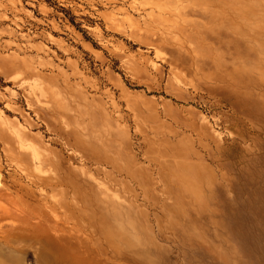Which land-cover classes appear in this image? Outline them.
Masks as SVG:
<instances>
[{
    "label": "rangeland",
    "instance_id": "1",
    "mask_svg": "<svg viewBox=\"0 0 264 264\" xmlns=\"http://www.w3.org/2000/svg\"><path fill=\"white\" fill-rule=\"evenodd\" d=\"M2 241L264 264V0H0Z\"/></svg>",
    "mask_w": 264,
    "mask_h": 264
},
{
    "label": "bare ground",
    "instance_id": "2",
    "mask_svg": "<svg viewBox=\"0 0 264 264\" xmlns=\"http://www.w3.org/2000/svg\"><path fill=\"white\" fill-rule=\"evenodd\" d=\"M30 250L33 253L35 263L50 264L51 257L53 256L49 250L41 251L33 247H30ZM26 251L27 249L25 247L11 246L7 241H2L0 242V261L9 264H27L25 263ZM41 254H43V257H41ZM41 258L45 259V262H42Z\"/></svg>",
    "mask_w": 264,
    "mask_h": 264
}]
</instances>
